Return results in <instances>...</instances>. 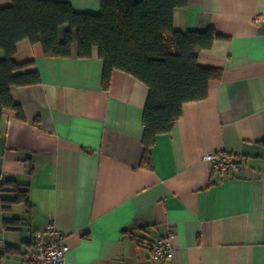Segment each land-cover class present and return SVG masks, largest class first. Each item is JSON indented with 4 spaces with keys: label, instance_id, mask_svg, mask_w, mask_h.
Wrapping results in <instances>:
<instances>
[{
    "label": "crops",
    "instance_id": "1",
    "mask_svg": "<svg viewBox=\"0 0 264 264\" xmlns=\"http://www.w3.org/2000/svg\"><path fill=\"white\" fill-rule=\"evenodd\" d=\"M59 1L102 10L101 0ZM174 27L222 35L199 52V63L220 75L157 137L152 168L142 165L145 82L115 69L104 88L98 48L81 57L77 39L70 56L18 42L15 59L32 61L27 68H37L41 82L11 89L25 118L14 109L2 117L0 183H30L32 205L24 214L2 201L19 214L2 213L0 264H23L52 221L70 247L65 264H264V0H189L176 8ZM213 150L243 160L213 171L204 159ZM170 232L172 259H152V244Z\"/></svg>",
    "mask_w": 264,
    "mask_h": 264
},
{
    "label": "trees",
    "instance_id": "2",
    "mask_svg": "<svg viewBox=\"0 0 264 264\" xmlns=\"http://www.w3.org/2000/svg\"><path fill=\"white\" fill-rule=\"evenodd\" d=\"M188 2L101 0L99 14L76 11L69 1L59 0H13L12 5L0 7V51L5 53L0 60V136L6 109H14L18 117L25 118L12 87L41 82L39 70L27 68L32 61L15 59L18 42L28 38L41 42L47 55L70 56L77 39L81 57H91L98 48L105 62L104 88L110 87L115 69L127 71L149 86L142 165L152 168L151 149L157 137L174 128L186 102L205 99L211 80L220 75L219 70L199 63V52L210 48L222 35L214 28L183 32L174 27L176 8ZM66 23L69 28L62 40L60 30ZM259 143L264 146V137ZM9 189L13 197L2 196ZM0 199L7 202L4 208L10 203L31 207L30 183L2 181Z\"/></svg>",
    "mask_w": 264,
    "mask_h": 264
},
{
    "label": "built area",
    "instance_id": "3",
    "mask_svg": "<svg viewBox=\"0 0 264 264\" xmlns=\"http://www.w3.org/2000/svg\"><path fill=\"white\" fill-rule=\"evenodd\" d=\"M204 159L211 164L213 171L227 172L237 169L243 156L225 150H213L204 155ZM175 234L170 232L159 237L151 247V257L154 260H169L174 254L173 239ZM69 245L61 232L52 221L40 234L35 245L30 249L23 264H65Z\"/></svg>",
    "mask_w": 264,
    "mask_h": 264
},
{
    "label": "rangeland",
    "instance_id": "4",
    "mask_svg": "<svg viewBox=\"0 0 264 264\" xmlns=\"http://www.w3.org/2000/svg\"><path fill=\"white\" fill-rule=\"evenodd\" d=\"M4 196H5V197H9V195H4ZM2 201H3V200L0 199V222H1L0 224H2V220H3V218H2V217H3L2 213H3V212H5L6 216H10V215L12 216V214H14V213H15V214H16V213L19 214L18 212H13L14 210H13V211H10V210H6V211H5L4 208L2 207V204H3ZM4 203L7 204V202H4ZM10 205H11V203H10ZM24 207H25V205L22 203V204H19V206L17 205L14 209H16V211H19V212L21 211V212H23L24 214H26V212H25V208H24ZM21 216H22V215H21ZM22 221H23V222H26L25 219H23ZM9 224H10V223H9ZM21 227H22V230H20V232H18V235L20 234L21 236H23V235H25V233H26V230H27V229H26L25 227H27V224H24V223H23V224L21 225ZM2 230H3V229L0 228V234L2 233ZM0 263H1V260H0Z\"/></svg>",
    "mask_w": 264,
    "mask_h": 264
}]
</instances>
